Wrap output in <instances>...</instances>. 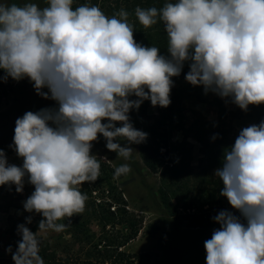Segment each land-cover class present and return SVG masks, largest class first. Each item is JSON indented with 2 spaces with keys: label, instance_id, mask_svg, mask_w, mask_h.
<instances>
[{
  "label": "clouds",
  "instance_id": "9594fccd",
  "mask_svg": "<svg viewBox=\"0 0 264 264\" xmlns=\"http://www.w3.org/2000/svg\"><path fill=\"white\" fill-rule=\"evenodd\" d=\"M46 5L0 3V81L27 78L38 96L56 102L16 119L10 147L22 166L10 164L0 149V186L15 185L21 193L27 177L34 191L23 208L42 216L35 233L18 225L14 264H44L39 234L63 232L69 225L58 221L70 224L83 213L88 197L81 186L100 176L93 142L102 135L109 151L128 160L131 145L148 137L133 126L130 111L145 100L168 107L172 78L186 62L185 80L203 86L205 94L244 111L264 104V0H170L160 9L137 7L145 29L163 22L167 55L134 39L123 9L109 17L95 5L74 9L73 0ZM130 171L123 164L114 176ZM214 176L235 211L213 217L219 228L204 242L206 264H264V121L239 132Z\"/></svg>",
  "mask_w": 264,
  "mask_h": 264
},
{
  "label": "trees",
  "instance_id": "16d2710c",
  "mask_svg": "<svg viewBox=\"0 0 264 264\" xmlns=\"http://www.w3.org/2000/svg\"><path fill=\"white\" fill-rule=\"evenodd\" d=\"M166 2L170 0H73V8L83 4L95 5L109 17L123 9L129 13L128 21L134 27V39L144 46L158 47L160 54L167 55V34L163 22L158 19L157 24L145 29L135 16L137 7L160 9ZM188 71L186 62L181 74L173 78L185 80ZM2 91L7 94L6 87L0 81V101ZM176 96L170 97L168 107L157 106L158 114L144 130L148 137L140 144V153L149 170L161 176L163 201L173 208L172 214L179 223L216 228L219 225L213 217L219 211H235L227 199L220 196L223 182L214 176L215 170L222 166L224 149L232 146L236 139L231 123L234 119L246 117L263 120L264 104L249 105L244 111L230 100L215 95L209 102L217 118L208 119L196 112L191 125L186 127L182 121L184 113L176 102ZM175 132H181L182 139H174ZM190 139L199 144L197 166L193 165V143ZM100 166L99 178L94 183L85 182L81 186V191L88 197L84 212L71 217L70 224L67 218L58 221L69 225L61 232V238L53 241L39 234V255L44 264H154L150 253L126 249L139 235L144 220L128 209L124 192L111 182L113 168L106 163H100ZM8 194V189L0 187V200H5ZM172 199H178L179 205L172 206ZM12 205L14 203L9 201L4 203L7 209ZM178 207L189 213L183 215ZM29 216L32 217L30 224L26 221ZM41 219L32 213L13 217L8 231L12 250L16 251L17 242L21 240L18 225L25 224L35 233ZM64 235H68L69 239H63ZM0 264L14 262L9 259L8 263H4L0 259Z\"/></svg>",
  "mask_w": 264,
  "mask_h": 264
},
{
  "label": "rangeland",
  "instance_id": "374dc122",
  "mask_svg": "<svg viewBox=\"0 0 264 264\" xmlns=\"http://www.w3.org/2000/svg\"><path fill=\"white\" fill-rule=\"evenodd\" d=\"M29 2L36 3L41 8L47 6L46 0H0V3H16L18 5ZM3 74V71L0 72V76ZM172 79L174 86L171 89L170 97L177 95L178 100L176 102L183 110L184 118L182 121L186 127L191 125L196 112L202 113L208 119L217 118L216 111L209 102L216 94L211 92L205 94L203 86H193L186 80ZM1 82L3 87H6L7 94L2 91L3 98L0 101V149L4 150L10 164L22 166V158L18 157L13 148L10 147L13 144L16 119L22 117L27 111L36 112L42 108L55 107L56 102L38 96L27 78L17 82L9 77L7 82ZM131 99H135V97H131ZM157 114V106L153 107L149 100H145L138 110L130 111V118L136 129L144 131L147 125L153 122V117ZM261 121L264 119L260 121L251 117L234 119L231 123L232 132L237 137L244 127L252 124L258 125ZM117 126H120L119 123ZM182 136L181 132H175L174 139H182ZM190 141L193 143V165L197 166L200 157L199 144L193 139ZM119 142L122 146L126 143L123 139ZM131 147L135 150L131 157L125 160L117 156L116 152L109 151L106 148L105 138L100 135L98 140L93 142L91 149V153L96 156L99 163L109 164L113 168L111 182L124 192L128 209L144 220L139 235L127 245L126 249L150 253L154 264H206L204 242L210 239L213 230L219 227L200 228L179 223L172 214L173 208H169L163 201L161 176L159 173L150 171L145 165L140 153V144H134ZM123 164H128L131 171L116 178L114 176L115 169ZM0 187H5L9 191L7 198L0 200V259L4 263H8L9 259H12V253L15 252L14 250L11 252L7 250L10 245L8 231L12 226V219L16 215H9L4 203L5 201L12 202L14 206L18 207L19 213L25 212L24 214H27L28 212L23 208V202L34 191V186L29 184L27 177H25L24 189L21 193L16 191L15 185ZM179 203L178 199L171 201L172 206H177ZM177 209L183 215L189 213L188 210L185 212L182 207ZM32 214L42 218L39 214ZM40 234L52 238L53 241L61 238V232L57 233L52 230ZM62 238L67 240L69 236L64 235Z\"/></svg>",
  "mask_w": 264,
  "mask_h": 264
},
{
  "label": "crops",
  "instance_id": "0c3cea01",
  "mask_svg": "<svg viewBox=\"0 0 264 264\" xmlns=\"http://www.w3.org/2000/svg\"><path fill=\"white\" fill-rule=\"evenodd\" d=\"M17 208L18 207H16V206H14V205H12V206H10L9 208H8V212H9V215H16V216H18V215H22V214H24V213H22V212H20L19 213V210H17ZM17 212V213H16ZM6 213V212H5ZM14 215V216H15Z\"/></svg>",
  "mask_w": 264,
  "mask_h": 264
}]
</instances>
